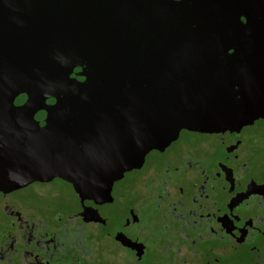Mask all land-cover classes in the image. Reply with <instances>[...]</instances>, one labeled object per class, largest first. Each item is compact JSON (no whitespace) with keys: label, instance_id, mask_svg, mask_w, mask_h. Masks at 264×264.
Here are the masks:
<instances>
[{"label":"water","instance_id":"1","mask_svg":"<svg viewBox=\"0 0 264 264\" xmlns=\"http://www.w3.org/2000/svg\"><path fill=\"white\" fill-rule=\"evenodd\" d=\"M264 116V0H0V186L102 196L182 129Z\"/></svg>","mask_w":264,"mask_h":264},{"label":"flooded vegetation","instance_id":"2","mask_svg":"<svg viewBox=\"0 0 264 264\" xmlns=\"http://www.w3.org/2000/svg\"><path fill=\"white\" fill-rule=\"evenodd\" d=\"M0 264H264V116L182 128L100 197L0 186Z\"/></svg>","mask_w":264,"mask_h":264}]
</instances>
